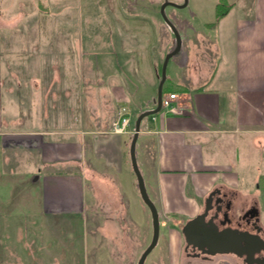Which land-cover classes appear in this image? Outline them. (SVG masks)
<instances>
[{"label": "rangeland", "instance_id": "obj_1", "mask_svg": "<svg viewBox=\"0 0 264 264\" xmlns=\"http://www.w3.org/2000/svg\"><path fill=\"white\" fill-rule=\"evenodd\" d=\"M164 1L0 0V78L6 113L21 111L23 129L59 131L58 136L68 135L71 140L84 130L115 132L125 107L130 114L132 110L126 130L133 131L134 103H120L113 92L142 90L151 80L154 60L159 62L158 70L162 68L175 41L160 12ZM218 1L187 0L182 8L168 5L165 14L185 37L198 35L195 29L184 27L189 23L210 37H229L238 22L240 32L244 28L248 33L251 27H244V22L254 20L256 0H228L231 11L216 20ZM209 22H216L215 32ZM19 175L20 186L13 190V198L21 200L20 205L4 216L11 200L0 203L1 264H136L150 244L151 213L131 165L128 173L118 176L119 181L88 171L89 203L84 210L56 211L46 219L37 216V203L31 196L39 189L32 190L30 174ZM9 188L0 185L3 199L9 197ZM147 190L159 210L156 197ZM63 200L59 208L72 206L70 197ZM126 210L129 217L123 218ZM159 213V240L144 264H169L178 245H183L176 222L187 217L171 211ZM260 222L264 227V211ZM179 260V264L185 262L182 248Z\"/></svg>", "mask_w": 264, "mask_h": 264}, {"label": "crops", "instance_id": "obj_2", "mask_svg": "<svg viewBox=\"0 0 264 264\" xmlns=\"http://www.w3.org/2000/svg\"><path fill=\"white\" fill-rule=\"evenodd\" d=\"M255 10L254 20L244 22L250 31L240 32L238 22L227 38L210 37L191 23L184 27L198 35L185 37L179 27L182 47L168 62L166 93H177L184 112L161 110L145 117L136 146L146 187L164 213L177 212L191 219L204 210L215 188L234 196L235 210L256 201L259 211H264L260 182L264 175V0H256ZM210 28L215 32L216 22ZM154 63L151 80L142 90L113 92L120 103H134L137 117L156 106L162 68L158 70L159 62ZM1 86L0 78V185L10 191L8 198L0 196V203L11 200L2 215L8 216L20 205L13 190L20 186L17 180L22 172L30 174L32 190L39 189L31 199L37 203V216L46 219L56 211L84 210L89 203L88 171L119 181L118 176L132 167L134 128L124 133L84 130L71 140L68 135L58 136L59 131L23 129L21 111L6 113ZM123 195L124 189L122 200ZM64 196L71 198L72 206L66 209L59 208ZM122 216L128 218V210Z\"/></svg>", "mask_w": 264, "mask_h": 264}, {"label": "water", "instance_id": "obj_3", "mask_svg": "<svg viewBox=\"0 0 264 264\" xmlns=\"http://www.w3.org/2000/svg\"><path fill=\"white\" fill-rule=\"evenodd\" d=\"M168 5L182 8L187 5V0H184L183 3H176L173 1L165 0L160 7L162 17L175 36L174 46L167 53L162 64L161 76L155 101L156 106L153 109L145 110L138 115L134 124V133L130 144V159L133 171L136 175L137 187L142 200L150 210L153 228L151 242L142 252L137 264H144L148 254L157 245L160 236V213L156 204L153 202L148 193L145 179L137 160L136 146L142 120L149 115H154L160 112L162 109L163 86L167 78L168 62L173 56L181 51L182 47V36L179 32V29L174 24V22L165 14V8ZM213 195L214 192H211L209 194V197L206 199L204 211L189 219L185 223L182 229V233L184 234L186 240L190 241L191 237L197 240V242H199L198 244H200L203 250L208 254L236 253L242 255L243 253H246L249 257H252L256 252L264 250V239L261 236L256 234L254 235L247 231H241L237 228L232 227L219 229L218 225L213 221V217L210 218L209 221L205 220L207 214L209 213V210H211L212 208L211 202ZM253 245H256V249L252 248ZM255 262L256 264H264V257L255 259Z\"/></svg>", "mask_w": 264, "mask_h": 264}, {"label": "flooded vegetation", "instance_id": "obj_4", "mask_svg": "<svg viewBox=\"0 0 264 264\" xmlns=\"http://www.w3.org/2000/svg\"><path fill=\"white\" fill-rule=\"evenodd\" d=\"M179 32L182 36L180 29ZM212 192H214L211 202L212 208L205 218L206 221H209V219L213 217V221L218 225L219 229H224L226 227L237 228L241 231L259 235L264 239V227L260 222L261 212L257 207L256 201L242 203V209L235 210L234 196L231 193L222 191L220 188H215ZM188 220L189 219L183 222H176L177 231L181 235L183 242L180 249L182 248L185 254V262H181V264H235L233 261L231 262L230 256L235 259L237 264H256L255 259L264 257V250L256 252L252 257H249L246 253L242 255L236 253L208 254L203 250L200 244H198L199 242H197V240L192 237L190 241L186 240L182 233V229ZM252 248L256 249V245H253ZM172 260L170 259L169 264H179V252L177 253L176 260Z\"/></svg>", "mask_w": 264, "mask_h": 264}, {"label": "built area", "instance_id": "obj_5", "mask_svg": "<svg viewBox=\"0 0 264 264\" xmlns=\"http://www.w3.org/2000/svg\"><path fill=\"white\" fill-rule=\"evenodd\" d=\"M162 108L171 113L181 114L184 109L178 102V95L176 92H169L163 95L162 98ZM129 111L123 107L122 113L115 125V132L124 133L126 132V127L129 124Z\"/></svg>", "mask_w": 264, "mask_h": 264}, {"label": "trees", "instance_id": "obj_6", "mask_svg": "<svg viewBox=\"0 0 264 264\" xmlns=\"http://www.w3.org/2000/svg\"><path fill=\"white\" fill-rule=\"evenodd\" d=\"M233 7L232 4L229 3L228 0H219L216 5V20L221 19L224 17L230 9ZM209 27H213L215 25V22H209L207 23ZM202 87L197 88V90H201ZM169 89L165 86H163V93H166ZM182 90H185V88H182ZM260 182L262 183V187L264 188V175L260 177Z\"/></svg>", "mask_w": 264, "mask_h": 264}]
</instances>
